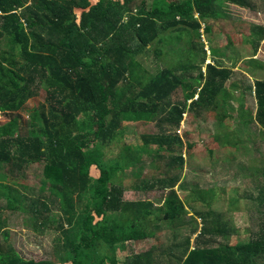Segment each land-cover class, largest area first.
<instances>
[{"label": "trees", "instance_id": "obj_1", "mask_svg": "<svg viewBox=\"0 0 264 264\" xmlns=\"http://www.w3.org/2000/svg\"><path fill=\"white\" fill-rule=\"evenodd\" d=\"M256 1L260 0H0V112L7 117L0 122L3 209L27 211L21 188L26 189L28 183L20 175L25 165L35 164L41 166L40 183L48 191L31 203L28 217L33 218V228L48 220L44 213L50 211L48 201L56 200L60 212L54 243L57 258L23 257L0 226V264H118L117 252L126 249L128 242L154 238L161 228L172 229L188 214L187 191L182 199L175 188L187 162L182 154L183 139L176 130L186 111V99L193 93L183 91L184 100L170 104L165 111L158 109L170 93L184 89V76L196 64L203 84L198 85V97L190 106L208 107L220 125L227 115L234 119L233 130L222 128L225 143L221 140L220 144L229 146V154L224 149L225 157L231 156V147L245 150L240 157L255 154L242 176L253 190L245 198L256 223L254 231L244 241L233 230L238 238L232 241V227L217 211L195 209L200 226L191 227L182 240L130 253L123 264H264V62L254 58L264 25L244 37L251 51L239 66L253 78L244 88L253 92L254 111L243 103L236 109L230 105V112L225 108V101L233 97L226 82L238 60L227 54L231 43L224 50L211 45L213 60L205 64L204 45L197 49L192 42L195 37L202 39L204 31L207 34V19L224 17V5L254 9ZM213 38H217L214 33ZM169 51L176 54L171 63L164 62ZM149 56L154 57L152 72L142 65ZM188 58L195 62L186 65ZM143 70L148 83L140 91L131 84L122 87L131 78L139 83L145 80ZM41 89L42 104L29 122H20L15 110ZM154 118L160 129L151 136L155 154L148 155L152 163L162 161L166 169L151 178L149 187L166 191L164 199L160 204L148 199L129 201L123 196L124 183L136 187L145 180L135 175L129 181L123 178L130 167L141 168L148 150L136 153L125 146L115 163L106 164L104 148L125 120ZM232 131H242L245 137H229ZM146 135H142L145 147L149 142ZM186 155L191 158L190 149ZM235 160L236 156L226 161L228 167ZM193 186L195 192L190 196L195 201L208 200L209 206L214 196L220 198L213 187L200 190ZM234 191L228 200L235 206L242 196ZM193 205L198 208L200 202Z\"/></svg>", "mask_w": 264, "mask_h": 264}, {"label": "rangeland", "instance_id": "obj_2", "mask_svg": "<svg viewBox=\"0 0 264 264\" xmlns=\"http://www.w3.org/2000/svg\"><path fill=\"white\" fill-rule=\"evenodd\" d=\"M151 0H148L150 2ZM167 2L176 0H165ZM256 8L250 9V8H244L239 7L237 5H228V7H225L224 5V17H218L216 20H206V24L208 25V31L207 34H205V31L203 32L202 39H199L198 37H195L192 41L193 44L197 47V49H202L203 45L206 51H208L209 47L211 45H217L222 50H224V46L229 45L231 43V47L228 49V53L230 54V57L238 58L237 61H235L233 71L234 76H232L231 80H228V88L230 90L237 91L234 93V97L238 99V97L241 96L240 88L237 86V88H234L232 86V83L234 81L239 82L241 84L242 82H245V84L252 83L253 78H243V71L239 68V66H243L240 64L241 60L246 59V56H248L250 49V44L245 41L246 36H248L257 26H262L264 24V1L260 0L256 1L255 3ZM79 12L80 10H76ZM226 12V13H225ZM213 33L217 38H213ZM184 36L182 35V38ZM216 39V44L214 43V40ZM263 39V40H262ZM262 41L259 42V46L257 47L256 53L254 55V58L256 57L259 60H262L264 62V36L262 37ZM182 45H187L185 42L181 41ZM185 49V46H182V50ZM233 50V52H232ZM236 50V52H234ZM204 54V52H202ZM209 55L208 52H206V57ZM176 54L174 51H169L168 53L164 54V62L171 63L173 60H176ZM200 56V55H199ZM178 57L184 58V55L178 53ZM192 58V57H191ZM191 58L185 59L186 65H191L195 61ZM208 58V57H207ZM242 58V59H241ZM227 62V61H226ZM228 63H232V61H228ZM142 65L151 70L154 66V63L151 62V57H146L142 60ZM196 67L198 65L196 64ZM195 67V68H196ZM238 84V85H239ZM243 85V83H242ZM241 85V86H242ZM247 93V92H246ZM244 95V99H249L250 104L249 108L251 110H254V99L250 98V95L246 94ZM44 98V91L42 89L39 91L38 95L32 96L29 98H26L20 107L15 110V113H18L21 117L20 122H29L30 116L33 114V111L38 108L43 102ZM233 101V105L237 106L238 100ZM247 104V103H246ZM10 111V110H9ZM8 111V112H9ZM229 111V110H228ZM9 115V113H7ZM166 112H164V115ZM6 115V114H5ZM4 115V113L0 112V122H5L7 117ZM187 113L186 116H184V121L180 123V127L178 129L179 134L183 135L185 139L187 138L188 143H192L193 146V153L191 158L188 160V163H186V175L184 178V184L188 183H198V188L200 190L208 189L210 187H213L215 189V193L220 198H217L216 196L213 197L214 200L210 201V205L208 206L205 199H196V201L200 202V205L195 207L193 206L191 201L189 200V203L186 204V209L188 210V214L185 215V217L178 222V224L173 227L172 229L169 228H161L156 236L154 238L146 239L143 241H134V242H128L126 244V249H122L117 252V256L119 259L118 264H123V259L126 255L133 253V252H140L149 248L154 247V245H162L165 246L167 243H170L172 240H182L190 231V228L197 225L200 226V219L198 216H195L194 209H200L205 210L208 208H212L213 210L217 211L218 215L222 217V219L228 223L227 225L231 226V232L233 230H238L240 233V238L242 240L246 241L249 239L250 231H254V216L251 213V207L248 204L246 197V194L252 193V187L250 183H246L247 181H244L243 173H245L248 169L247 166L249 163L252 162L249 161V158L254 155H248L245 154L240 157L241 152H244L245 150L238 147L236 151H234V148L231 147V156L225 157V154H229V146L224 145L222 146L220 144V141H223V144L225 143V137L223 135V129L233 130L234 126V119L228 116L223 118L222 125L218 124V118L215 117V115L208 114V116H205L204 120H201L200 117L196 116V114ZM236 113H234V116ZM163 116V115H162ZM164 117V116H163ZM183 120V116L181 121ZM156 118L147 120L146 122H149L147 124L143 125L142 129H135L137 126L134 125V122H128V123H122V127L124 129L130 131L128 132L129 135H126V142H128L130 145L136 146V143L143 142L142 134L147 133V131L151 132H157L159 130V127L156 122ZM230 122V123H229ZM229 123V126H228ZM165 123L162 122V125ZM226 126V127H225ZM224 127V128H223ZM147 128V129H146ZM223 128V129H222ZM147 130V131H146ZM122 139L123 136H125V133L122 132ZM158 133V132H157ZM156 134V133H155ZM239 134L243 135L245 137V134H243L242 131L239 132ZM235 131H232L229 133V137H232L234 139L239 140L240 136ZM154 135V133H153ZM151 135H146L148 137V141L153 140L151 138ZM238 135V136H237ZM221 136L223 138H221ZM182 137V138H183ZM241 137V136H240ZM241 143V142H240ZM107 150L105 151V156L102 158L103 162L108 164V162L112 160V152L111 148H113L112 145L106 146ZM226 153H225V150ZM192 149H190L191 151ZM248 153L249 150H246ZM116 150H115V153ZM236 156V160L234 161V166L232 167H225L222 168L229 159H233ZM257 157V156H256ZM112 163V162H111ZM145 161H143V164ZM5 170V169H4ZM23 176L24 179H26L28 185L27 188L24 189L25 192V208L26 212L23 211V213L20 211L19 213L10 214V210L7 212H4V209L2 212H0V218L8 217L9 220V235H8V241L11 242L12 246H14L17 251H19V248L25 249V256L26 253H31V245H36V242H42V243H54L57 239V236L59 233L54 232V234H47L46 236H41L38 234H34L29 229L32 227L33 218L31 215V203L35 200H37L39 197H42L40 194L41 190H38V186L41 180V166L35 165V164H28L25 165V168L23 170V173L20 175ZM127 177V175H125ZM22 189V188H21ZM234 189L237 190V192L241 193L242 198L240 199L239 203L235 206L232 205L229 200L228 196L230 193L235 194ZM161 193V192H160ZM154 194V193H153ZM5 199L4 197H0V208L5 207ZM48 205H51L50 201L47 203ZM189 205H192L193 207H190ZM49 207V206H48ZM50 208V207H49ZM51 209V208H50ZM5 215V216H4ZM4 216V217H2ZM22 220V221H21ZM55 224V223H54ZM21 227H24L27 229V231H24V233L21 236ZM194 236V235H193ZM191 237V242L192 238ZM231 239L234 241V239L238 238V236H235V233H231ZM33 255L38 254L31 253ZM57 264H60L57 262ZM70 264V263H66Z\"/></svg>", "mask_w": 264, "mask_h": 264}, {"label": "crops", "instance_id": "obj_3", "mask_svg": "<svg viewBox=\"0 0 264 264\" xmlns=\"http://www.w3.org/2000/svg\"><path fill=\"white\" fill-rule=\"evenodd\" d=\"M228 5H231V4L228 3L227 5H225V7H228ZM232 5H235V4H232ZM207 52L210 53V48L208 49ZM149 57H151V56H149ZM207 57H206V60H205L204 63L205 64L212 63V60L213 59L211 57V54H209ZM151 62L154 63V57H151ZM143 68H145V67L143 66ZM153 68H154V66H153ZM153 68L151 70H153ZM145 69H147V68H145ZM198 69H199V67H196V69L193 68V69H191V72L190 73H188L187 75L184 76L185 79L187 80L186 86L183 87L184 89L181 90V88H180V89H178V90L173 91L172 93H170L165 98L164 101L160 102L159 109H158L159 111H161V112L162 111H165V110H167V109L170 108V106H169L170 104L171 105L172 104H177L178 102H181V100H184L183 99V91H185V92H188V93L189 92H192L193 93V96L186 99V103H185L186 104L185 105V107H186L185 110L186 111H185V113H183V115H182L183 116V120L182 121L180 120V123L184 121V116H186L187 113H192V116L193 117H194L193 114H196V116L200 117L201 120H204L205 119V116L207 117L209 113L210 114H212V113L214 114V112L211 111V109H209L208 107H204L203 108V107H199L198 105H196V106H190L191 103H193L194 100L197 99L198 93L200 91V87L199 86H201L203 84L202 81H200ZM147 70L150 71V72H152L149 69H147ZM143 73H145V76H144L145 77V80L142 79V81L139 83V82H136L138 80L137 78L136 79L131 78V79H129L128 82H125L122 85V87H126V86H128V85L131 84V85L134 86L135 90H139L140 91L141 88L144 87V85H146L148 83V77H147L148 74L144 70H143ZM243 75H244L243 78H245V77L249 78L250 77L248 75V73H246L245 71H244ZM232 76H234V75H232ZM229 80H231V79H229ZM242 83H243V85H242ZM242 83L239 84V82H237V81H234L232 83V86L234 88H237V86L240 88L239 90L241 92V96L238 97V99H237V98L234 97V93L237 91V89L230 90L228 88L229 87L228 86L229 84H228V82H226V88L228 90V93L230 94V96L231 95L233 96V97L229 98L228 101H225L226 103L224 105H225V108L227 109V112H230V110H229L230 105H233V101H236V99L238 100V103H237V106H234L233 105V107L235 109L238 107V105L240 103H243V105L245 107H249V104H250V101L251 100L246 99V98L244 99V95H245L246 92H247L246 94L250 95V98L254 99V103L255 104H254L253 107L256 108V102H255V98L253 97L254 96L253 95V92H251V94H250L249 91H247L244 88L245 82H242ZM117 92L118 93L121 92V86H120L119 83L117 85ZM219 110H221V109L219 108ZM227 116L230 119V116L229 115H227ZM134 121H136L134 123V125L137 126L135 129H142L144 124L149 123V122H146L147 120H133V121H127V120H125L122 123H128V122H134ZM180 126L181 125L179 124V126L177 127V130H176L177 134H179L178 129H179ZM161 128H167V127H161ZM122 132L125 133V136H123V139H122V134H123ZM128 132H130V131L124 129V127L121 126V129L118 131V133L115 135L113 141L110 143V145L113 146V148H111V152H112V155H113L111 162L112 163H115L119 159V156L122 155L123 152H124V147L125 146H130V147L134 148V152H136V153H139V152L143 151L146 148L148 150L147 151V154H146L147 155V158L146 159H143L145 161V163L141 165V168L140 169H137L136 167H133L131 165L132 167H130L129 169L126 170L127 177L125 176L123 179H126V181L127 180L129 181L130 178H132L135 175V177L136 176L137 177H140V181H142V179H143L147 183L145 181L143 183L140 182L139 186H136V187H132L130 185V182L124 183L125 184L124 186H125V189H126L124 191V193H123L124 199H127L129 201H131V200H137V199H148V200H151L154 203L160 204V203H162V201L164 199V194H165L166 191H163V190H161L159 188H156V187H152L151 188V187H149V185L152 183L151 182V178L157 177V175L159 174V172L160 171L163 172L166 168H163V166L161 165L162 161L159 162L156 159H155V161H157L158 163H152L150 161V157H149L148 154H152V155L155 154L153 152V150L156 149V147H155V145L153 143V140H150L148 142L147 147H145V145L143 144V143H145L144 140H143L144 142L141 141L140 143H136V146H133V145H130L128 142H126V135H129ZM157 132H159V130ZM157 132L147 131V133H144V134H152L153 135V133L155 134ZM179 135L181 137H183L184 134L183 135L179 134ZM182 139H183V142H184V146H183V149H182V154L184 155V157L187 160L186 163H188V160L189 159H188V155H186V152H188V149H192L190 151V153L192 154L193 153V146L194 145L192 143H191V145H189L188 142H187V138L185 139V137H183ZM106 150H107V147L104 148V152ZM115 150H116V153L117 154H114L115 153ZM104 156H105V154H104ZM186 163H185V165L183 167V171H182V176L183 177L181 176V179L176 184L175 188L177 189V193L179 194L180 198H182V199L184 198V193L187 191V195H186V198H184L185 199L184 202H186V204H187V201L190 200L191 203H192V205H193V204H196V201L194 199L195 196L193 197V196H190V195H193L194 192H195V189H193L194 188L193 185H197L198 186V183L191 184V183H188L187 182L186 184H184V178H185V175H186V168H187ZM225 167H228V165L225 164L222 168H225ZM21 177L24 179L23 176H21ZM22 189L24 190V188H22ZM40 189H41L40 194H45L48 191V189H46L43 185H41V183H39V186H38V190H40ZM189 190L190 191L193 190L192 193H189ZM51 199H52V197H51ZM50 203H51V205H48L51 208L50 211H47V212L44 211V213L48 214V220L44 223L45 225L43 224L42 226H40L37 223V225L34 228L32 226L29 229L34 234H38V235H41V236H46L47 234H54V232H58V230L56 229L57 228V225H58L56 223V221L58 220V218L60 216V212H58L57 201L56 200L55 201L51 200ZM2 209L3 208H0V212H2ZM193 210H195V209L193 208ZM9 212H10V214L19 213V212H11V211H9ZM4 216H2V217H4ZM0 226H1V228H5L7 230V234L9 235V230L8 229H10L9 228L10 226H9L8 217L5 216V218H0ZM20 229H21V236H22V234L24 233V231H27V229H25L24 227H21ZM54 243L52 242V244L51 243L48 244V243H42V242L37 241L36 242V245H34V246L31 245L30 251H31V253L38 252V254L33 255L31 253H26L27 254L26 256H25V249L19 248V251H17V249L14 246L13 247L16 249L17 252L20 253V255H22L23 257H26V258L35 259V260L36 259H40V258H48L50 260L51 259L53 260L54 258H57L59 256V254L57 253L58 246H55ZM10 244H11V242H10ZM66 263H70L71 264L70 261H64L63 263L61 262L60 264H66ZM55 264H57V262Z\"/></svg>", "mask_w": 264, "mask_h": 264}]
</instances>
